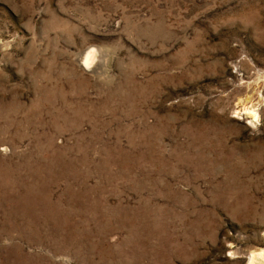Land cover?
<instances>
[{
    "label": "rangeland",
    "instance_id": "1",
    "mask_svg": "<svg viewBox=\"0 0 264 264\" xmlns=\"http://www.w3.org/2000/svg\"><path fill=\"white\" fill-rule=\"evenodd\" d=\"M263 251L264 0H0V264Z\"/></svg>",
    "mask_w": 264,
    "mask_h": 264
},
{
    "label": "bare ground",
    "instance_id": "2",
    "mask_svg": "<svg viewBox=\"0 0 264 264\" xmlns=\"http://www.w3.org/2000/svg\"><path fill=\"white\" fill-rule=\"evenodd\" d=\"M83 61H81V64H82ZM249 113V112H248ZM253 113V112H251ZM251 116V118L255 119L256 115L253 113V114H249ZM257 118V117H256ZM256 260H264V251L259 253V254H256V255H251L250 258H249V263L248 264H257L256 263ZM261 263V262H260ZM263 263V262H262Z\"/></svg>",
    "mask_w": 264,
    "mask_h": 264
}]
</instances>
